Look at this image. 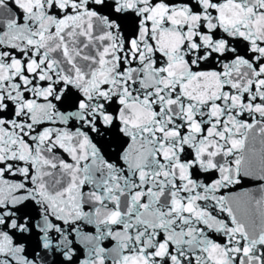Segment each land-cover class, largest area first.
<instances>
[{
	"label": "snow or ice",
	"instance_id": "snow-or-ice-1",
	"mask_svg": "<svg viewBox=\"0 0 264 264\" xmlns=\"http://www.w3.org/2000/svg\"><path fill=\"white\" fill-rule=\"evenodd\" d=\"M0 264H264V0H0Z\"/></svg>",
	"mask_w": 264,
	"mask_h": 264
}]
</instances>
